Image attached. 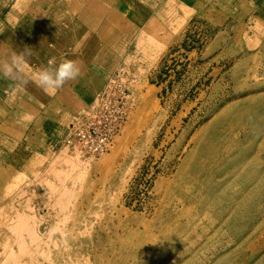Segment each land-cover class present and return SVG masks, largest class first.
Here are the masks:
<instances>
[{"label": "rangeland", "instance_id": "1", "mask_svg": "<svg viewBox=\"0 0 264 264\" xmlns=\"http://www.w3.org/2000/svg\"><path fill=\"white\" fill-rule=\"evenodd\" d=\"M175 1L17 0L6 19L0 0V61L30 53L0 77V264H264V0ZM75 31L114 66L54 106L33 67ZM111 78L130 104L109 150L64 146Z\"/></svg>", "mask_w": 264, "mask_h": 264}, {"label": "crops", "instance_id": "2", "mask_svg": "<svg viewBox=\"0 0 264 264\" xmlns=\"http://www.w3.org/2000/svg\"><path fill=\"white\" fill-rule=\"evenodd\" d=\"M16 1L17 0H14L13 4L11 5L10 11H8L6 13V15H5L6 19H12V18L15 17V15H14L15 11H17L19 9V7L21 6L20 5L18 8H16L14 6ZM75 13L79 14V12H77V11ZM31 16L34 17L33 14H31ZM79 16H80V14H79ZM45 18L41 19V17H40L39 21H37V18L31 19V20H33L32 21L33 26L36 28V25H38V28H39L43 21H44V23L47 22V24H48L49 19L44 20ZM83 22H84L83 23V27H84V25H87L86 29L88 30L91 27L90 24H92V23L91 22H87L85 20H83ZM83 27H81V29H83ZM40 29H41V27H40ZM37 32L34 33V36H35V34H37ZM55 32H56V28L54 29L53 33L51 32L52 35H54V34L57 35V33H55ZM87 33L88 32H83L82 33V31H80V32L79 31H75V38L76 39L78 38V40L75 42V40L73 39L74 43L72 44L71 48H69L70 44L62 43V44H64V46L65 45L68 46V48L71 51L69 49L63 48V50H61V52H59L58 49H57V61H56V64H58L59 62H61L64 59L75 60V61H77L78 66L81 69V75L76 80L67 81L61 89H59L53 95L48 97L49 99L46 100V101H51L52 103H56L57 105L53 104L54 106H58L59 103L65 101V100L73 99V98L77 101L78 99H80L79 98L80 96L77 95L78 96L77 97V96H75L76 94H74V93L76 91H78V87H79V85L82 82L88 81V83H89L91 88L92 87H96L97 88L98 86H100L99 84H100V82H101V80H102V78L104 76V73L111 72L112 69H113V66H114L113 62L114 61H111L110 65H109V64L106 63L107 61L103 60V59H105L104 58V54L101 55V56H96L98 53H100L101 49H102V51H104V44H103V42H101L102 38L99 35V33H95L96 34L95 37H91V35H90L91 33L90 34L89 33L87 34ZM59 37H56V38H59ZM59 40H61V39H58L57 42ZM97 40H99V41H97ZM77 44H79L80 47H79L78 50H75V46ZM109 60H113V59H109ZM42 67H44V65L40 64L38 66H34L33 68L35 70H38L39 68H42ZM92 83H93L94 86H92ZM82 91L86 92V89H82ZM87 92L89 93V90ZM34 93H35L34 95H36V91ZM17 111L18 110H13L12 111V116H13L14 113H17Z\"/></svg>", "mask_w": 264, "mask_h": 264}, {"label": "built area", "instance_id": "3", "mask_svg": "<svg viewBox=\"0 0 264 264\" xmlns=\"http://www.w3.org/2000/svg\"><path fill=\"white\" fill-rule=\"evenodd\" d=\"M101 96L100 108L86 120L85 126L70 125V143L78 144L87 153L106 151L127 114L129 99L122 86L115 85Z\"/></svg>", "mask_w": 264, "mask_h": 264}, {"label": "clouds", "instance_id": "4", "mask_svg": "<svg viewBox=\"0 0 264 264\" xmlns=\"http://www.w3.org/2000/svg\"><path fill=\"white\" fill-rule=\"evenodd\" d=\"M79 44L75 46L78 50ZM26 50L21 52H10L7 59L0 61V77L16 80L26 74L27 56ZM81 75V69L77 61L64 59L58 64L50 62L49 66L34 70L31 78L46 93L53 94L61 89L67 81L76 80ZM27 83V81H22ZM37 167L41 165L40 160H36Z\"/></svg>", "mask_w": 264, "mask_h": 264}, {"label": "bare ground", "instance_id": "5", "mask_svg": "<svg viewBox=\"0 0 264 264\" xmlns=\"http://www.w3.org/2000/svg\"><path fill=\"white\" fill-rule=\"evenodd\" d=\"M121 3V2H120ZM175 3H176V1L175 0H163V5L165 6V7H163L162 9H166V8H168V9H171L173 6H175ZM162 11L163 10H161V12H158V15H161V16H163V14H162ZM117 76V75H116ZM112 79V78H111ZM110 79V80H111ZM112 83H110L109 84V87H111V86H115V85H119V86H121V84H123V83H121L120 81L118 82V80H117V78H113L112 80ZM107 90V89H106ZM106 90H104V91H106ZM150 96H152L153 97V94L151 93L150 94ZM130 98V95H128L127 96V99H129ZM129 104H130V99H129ZM128 107H129V105H128ZM129 109V108H128ZM128 109H127V113H128ZM126 116H127V114H126ZM126 119V118H125ZM124 122V121H123ZM74 125H77V126H85L86 125V120L84 121V122H79L78 120H76V121H74V122H72ZM71 123V124H72ZM71 124H69L68 126H67V129H66V131L64 132V135L62 136L61 135V137H63L62 138V143H63V145L64 146H73V147H77V148H79V149H81L82 150V147H80L78 144H73V143H70V140L68 139V136L71 134V130H70V125ZM123 124V123H122ZM122 124L120 125V129H121V126H122ZM120 129L118 130V132L114 135V137L112 138V141H111V144H112V142H113V140H114V138L119 134V132H120ZM111 144H110V146L108 147V149L106 150V151H102V152H99L98 154H95V153H92V152H90V153H87V152H85L84 150H82V151H84L85 153H87V154H92V155H99V154H101V153H104V152H107L108 150H109V148L111 147ZM215 161V160H214ZM228 208V207H227ZM226 208V209H227Z\"/></svg>", "mask_w": 264, "mask_h": 264}]
</instances>
